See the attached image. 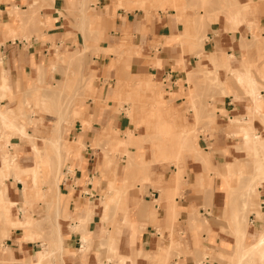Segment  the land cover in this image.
<instances>
[{
    "label": "crops",
    "instance_id": "1",
    "mask_svg": "<svg viewBox=\"0 0 264 264\" xmlns=\"http://www.w3.org/2000/svg\"><path fill=\"white\" fill-rule=\"evenodd\" d=\"M141 1L143 6L147 4L144 0ZM85 2L86 0H0V52L4 56L7 74L20 77L23 82L36 81L37 69L46 68L53 54L52 41L58 48L70 45L64 42V38L67 34L75 35L76 31L67 27L68 22L74 20L78 13H82ZM166 2L168 1L162 0L163 9L167 6ZM219 2L213 0V9L216 10ZM240 3L246 4V0H241ZM42 4L49 6H43L38 10ZM137 4L136 0H98L95 9L98 8L102 12V18L96 19L94 25L99 31L103 29V25L115 28V31L109 34L108 43L101 48L104 51L112 50L119 57L126 51L132 53L133 64L130 70L134 69V72L131 71L134 80L138 84H143L150 80V77L155 78L158 95L161 96V90L167 95L168 110L172 114H177L181 129L183 125L187 128L194 125L193 111L188 107L185 95L189 88L188 75L196 71L193 64L200 63L201 67L210 71H213L215 66H222L218 73L223 85H228V67L232 71L242 70V67H260L259 52L264 49L256 46L252 55L246 54L248 51L244 48L249 46L246 43L249 32L244 25L239 27V33L233 40L232 32L228 30L231 26L226 23L225 17L223 15L210 17L217 21L206 24L207 40L204 43L206 47L202 53L203 59L199 61L198 56H192L190 51L184 52L182 47L187 44L184 43L183 37L193 30L190 24V19L196 18L193 13L184 9L182 4L180 7L184 11L177 13L176 11L167 15L154 11L145 13L136 7ZM32 8H36L40 18L50 24L47 30H43L45 41L35 37L39 33L35 29L23 32L22 25L10 18L11 12L21 9L22 13H26ZM179 16L184 24L177 22ZM84 17L87 19L86 15ZM100 19L105 23H100L98 21ZM2 24H7L8 31ZM260 26L263 27L261 18ZM10 34H25L32 38L12 41ZM76 36L80 42L79 34ZM86 46L85 44L84 50L88 48ZM225 56L230 59L226 60ZM95 62L100 65L96 71L101 85L91 94L96 101H100V104L94 103L92 99L90 108L86 110L83 103L80 113L87 117L89 126L85 129L81 122L82 126L76 128L80 131L77 134L79 143H82L85 137L97 141L98 137H102L100 127L108 116L114 115L113 109L118 108L110 99L121 101L125 88L128 87L125 80H120L119 84L116 81L121 75V60L110 58L106 65L99 60ZM5 73L3 69L1 88L8 87ZM81 76L84 77L83 73ZM106 76L109 78L108 83ZM192 78L199 85L203 83L201 76ZM82 80H79L78 85ZM43 81L52 83V76L47 73ZM181 82L182 87L179 85ZM238 82L244 84L242 79H238ZM8 90L9 87L6 94ZM224 90L228 95L216 96L215 112L212 114L215 125L209 127L208 135L200 136L205 154H208L207 166L201 161L187 158L184 166H181V177L177 176L176 168L172 170L173 166L167 164H152L146 175L141 177L133 171L134 169L127 172L125 165L116 177H112L105 168L102 153L88 141L81 152L82 159H76L73 166L66 164L63 168L59 186L62 194L59 196L58 189H54L57 191L55 198L59 200L60 216L67 214L69 218L67 220L58 218V223L53 226L55 229L53 244L51 246L40 244L39 237L48 238L44 227L36 233L35 241L26 238L24 229L14 230L6 239L4 263L36 264L38 254L43 250L51 251L52 255L53 250L59 249L61 259L54 264H235L239 240L233 219L238 214L242 221L246 206H250L252 202L231 194L232 191L241 189L230 185L229 180L236 173L229 172L227 165L232 164L234 169L236 168V163L242 158L236 151L242 144H238L237 141L241 138L245 142L246 139L240 134H236L234 139L229 132L235 130L231 128L235 120H249L251 108L255 109L257 114L262 113L258 111V106L250 104L240 91L226 85ZM131 94L134 95L133 91L126 93V97ZM105 102H108L107 106ZM263 105L264 102L260 104V109ZM93 116L100 120L101 125L90 124V118ZM251 125H254V129H262V125L256 119L251 121ZM26 127L27 131L31 127L28 122ZM112 127L125 132L129 126L128 122L114 118ZM139 129L145 133L144 128ZM141 137L144 138L145 134ZM43 138L53 140L49 136ZM123 142L137 144V141L130 142L128 139ZM79 143L76 145L80 146ZM143 148L147 153L145 152L142 158L148 163L151 152L147 144L143 143ZM22 178L23 182L17 183L23 188L16 203H22L24 198L33 202L32 189L41 183V177L38 175L36 186L29 175ZM111 184H114V189L123 196L121 202L123 218L113 224L112 221L110 223L104 219L107 205L114 199L109 189ZM177 192L179 196L174 197ZM40 194L46 196L45 191L36 193ZM72 219L90 221L85 230L72 231L71 228L79 227L77 223L71 221ZM248 220L250 227L244 244L252 247L264 227L263 201L260 203V210L249 214ZM32 222L40 223L34 218ZM34 233L29 230V235L34 236ZM51 255L42 264H47Z\"/></svg>",
    "mask_w": 264,
    "mask_h": 264
},
{
    "label": "rangeland",
    "instance_id": "2",
    "mask_svg": "<svg viewBox=\"0 0 264 264\" xmlns=\"http://www.w3.org/2000/svg\"><path fill=\"white\" fill-rule=\"evenodd\" d=\"M136 1H138L136 7L145 13L154 11L167 15L168 13L171 14L173 11H176V13L181 12L182 10L184 11V9L193 13L196 16L194 20L190 19V24H192L193 30L183 37L184 43L187 44L182 45V47H184V52L190 51V53L192 52V56H198L200 59L199 61L203 59L202 53L204 47H206L204 44L207 40L205 34L207 31L206 24H212L217 21V19H210L212 16L216 17L223 15L225 17L226 23H229L231 26L228 30L232 32L233 40L236 39L241 25H244L245 28H247L249 35L247 36L246 43L249 46L244 48L248 51L246 53L247 55H252V51L256 46L264 49V0H246V4H241V0H219L220 2L218 3L216 10L215 8L213 9V0H167V6L164 9L161 7L162 0H144V2L147 3L144 6L141 4V0ZM97 2L98 0H86L83 4L82 13H78L74 17V20L72 19L70 23L68 22L67 27L75 30L76 34H79L80 42H78L76 34H67L64 38V42L66 41L70 43L69 46L58 48L56 47L55 42L52 41L54 48L53 54L48 60L46 68L39 67L37 69L36 81L27 82L25 80L23 82L20 77H15L14 75L13 77L12 75L9 76L7 74L8 72L7 67L5 66L4 56L0 52V63H2V65H0V82L2 80V70L5 69L7 85L10 88L6 97L1 98L0 92V108L22 109L24 116L18 119L19 123L26 127V123L28 122V125L31 126L28 129V133L31 137L21 138V133L17 126L5 127L0 122V167L3 164L4 156L10 158L12 154L19 158V165L21 168H32L35 165L36 160L35 152L33 151V142L35 141L40 149H47L48 155L44 156H49V163L42 164L43 167L41 170L43 173L39 174L41 177V183H39L34 190L32 189L34 201L31 206H24L25 210L31 215V219L34 218V220L40 222L34 225L35 227H28L30 231L35 232L34 236L29 235L27 227L24 228L26 238L35 241L37 239L36 233L41 231L42 227H44L46 235L48 234V238L39 237V239L41 240L40 244L46 246H49V244L51 246L53 244L55 231L53 226L55 219L58 221V218L63 220L69 218L67 214L62 217L60 216L59 200L55 198L57 191L54 190L57 187L53 185L51 179L47 180L49 173L53 170V173H51L52 178L58 176L60 186L63 168L66 164L73 166V161L76 159H82L81 152L85 148L86 142L90 141L92 146L102 153L105 160V168L112 177H116L117 173L122 171V168L125 165H127V172L134 169L133 171L142 177L150 170L152 164L172 165V170L176 168L178 170L177 176L181 177V166H184L185 159L187 158L201 161L205 166L208 165V154H205V147L200 140V136L208 135V131L210 130L209 127L215 125L214 115H212L215 112L214 104L217 95H228L226 90H224L225 85L231 89L240 91V93L246 96L247 100H249L250 104L252 103L254 107L260 101L261 103L264 102V50L259 52L260 67H242V70L233 71L228 67V85H223L220 82L218 69L222 66H215L214 70L210 71L208 68L201 67L200 63H196L193 64L196 71L193 72V74L188 75L187 84L189 88L185 94L188 101V107L193 111L194 125L188 126V128L186 125H183V128L181 129L177 114H172L170 110H168L169 103L166 102L167 95L162 90L161 96L158 95L159 93L155 88L157 85L155 78L150 77V80L143 84H138L136 80H134L131 72H134V69L130 70V67L133 64L131 58L132 53L126 51L121 57H119L112 50H102L101 47L108 43L109 34L110 32L115 31V28L114 26L105 25L104 27L103 25V29L99 31L98 27L94 25L96 19L99 17L102 18V12L98 8L95 9V4ZM180 4L184 6V9L180 7ZM43 6L49 5L42 4L38 7V10ZM67 11H70L69 8ZM240 13L241 16H239ZM10 14L11 19L16 20L22 25L23 32L35 29L39 32L35 37L41 41H45L43 30H47L50 24L40 18V13L39 11L36 12V8L29 9L26 13H22L21 9H19ZM85 15L88 20L84 17ZM237 15L238 19L234 20V17H237ZM180 17L181 16H179L177 22L179 24H184ZM260 18L262 19L263 27L260 26ZM100 20H98L100 23H105V21ZM250 26H252V29ZM2 27L8 31L7 24H2ZM10 35V40L12 41L15 39L30 40L32 38V36H26L25 34ZM71 44L73 48H71ZM85 44L88 48L84 50ZM81 48H83V50ZM79 52H82L83 54H80ZM110 58L121 60V75L117 77L116 81L117 84H119L120 80L123 79L128 84V87L125 88L124 96L121 97V101L114 98L110 99L118 108L115 107L116 109H113L114 115L108 116L107 120H104L105 123L103 126L100 127L102 128V137H98V141L85 137L83 142L79 143L77 134L80 131L78 129L76 130V128L81 125V122L85 129L89 126L87 117L80 113L82 112L83 103L86 110L87 108H90V103L92 101L96 104H100V101H96L91 94V92L96 91V87L101 85L96 71L100 65L95 61L99 60V62L106 65V62L109 61ZM225 58L226 60L230 59L227 56H225ZM246 70L251 71L252 80L255 81L257 88L256 95L259 99H255L253 93L249 90L248 83L245 81L246 78L243 75V71ZM47 73L52 76L53 82L50 84L45 81L42 82V79L46 77ZM82 73L84 77L81 76ZM197 75L201 76L203 79L201 85L193 81L192 77ZM80 79L83 80L81 84L78 85ZM107 79L109 78L106 76V82L108 83L109 80ZM238 79H242L244 84H239ZM257 82H259V84ZM179 85L182 87L183 83L181 82ZM198 85L200 86V91H198ZM159 86L162 87V85ZM132 91L134 95L131 94V96H128L127 98L126 93ZM171 97L174 96L171 95ZM210 100H212V102H208ZM105 105L107 106L108 102H105ZM257 109L262 114L255 113V109L253 110L251 108L249 120H235L233 122L231 128L238 130H231L229 132L232 138L236 137V134H240L242 138L254 141L255 136L260 137L262 135L263 138L261 137V139L264 140V105L262 109H260V107H257ZM114 118L128 122L129 127L125 132L118 131L116 128L112 127ZM90 119L91 125H101V122L100 120H97V117L93 116ZM253 119L260 122L262 125L261 130L254 129V125H251ZM242 126L248 127V132L239 131ZM139 127L144 128L145 133H142ZM183 131L186 132L181 134ZM143 134H145L144 138L141 137ZM129 135L135 136L134 141H137V144L123 142L128 139L127 137ZM47 136L53 138V140H57L62 136V140H64L62 143L64 145L66 144L74 152L60 155L56 151L57 149L52 142L40 139ZM169 138L170 140L168 141ZM76 143L81 145L77 146ZM143 143L149 146L148 150L151 152V157H149L150 161L148 163H142V155H145V152L147 153L143 148ZM237 143L242 144V146L236 148L237 153H240L242 158L240 162L236 163L235 169L232 164H228L227 169L233 174L236 173L232 176L233 179L231 178L229 180L230 185L236 186V188L241 189V191H232L231 194L235 195L234 197L238 195L237 197L241 199L251 201L252 204L246 206L245 216L242 221H240L239 217L233 220L235 233L239 240L238 255H236L237 257H235L234 260L235 264H263L264 262L262 261L261 263L260 256L264 255V249H251V247H248L242 241H245L248 237L247 230L250 227L248 215L259 211L260 203H262V201L264 202V150L259 149L258 154H256L254 151L252 152V150H249L248 148L246 149V145L241 138ZM256 145L259 147L260 144L257 143ZM135 152L138 153L134 155ZM46 158L43 159L46 160ZM15 174L19 179H23V175H29L30 180L33 178L31 173L22 174L20 169L15 170ZM44 179L47 180L46 183L43 182ZM17 183L16 179L12 176L0 177V189L3 192L0 197V264H5L3 253L6 250V239L10 237V232L9 234L8 232L5 234L8 236H4L3 234V230L7 227L4 217L10 215V210L6 209L4 202L11 201L16 203L19 201V192L23 187L22 185L18 186ZM29 185H31V183ZM6 186L8 187L9 197L6 192L2 190L6 189ZM109 187L110 191L113 193L112 197H114V199L108 203L104 219L110 223L112 221L113 224V222L116 223V221L119 219L122 220L123 218V211L121 208L123 196L117 193L114 189V184H111ZM48 188L50 189V194H46V196L49 198H46V196H43L42 194L36 195L38 192L44 193ZM60 194H62L61 191L59 192V196ZM178 196L179 194L177 192L174 197ZM12 212L15 218L23 219V215L19 212L18 207H14ZM56 214L58 216H56ZM71 221L79 225V227H70L72 231H76L77 229L83 231L86 229L90 220L88 219L81 222L78 219H72ZM244 231L247 233L246 235ZM242 234L245 236L242 237ZM242 238H245V240L241 241ZM255 243H253V245ZM39 249H41V247ZM252 250L256 252H253ZM246 254L247 258H244V256L246 257ZM238 256L243 257L239 259ZM60 259L61 251L59 249H56L55 251L53 250L51 257L47 260V264H54V262L59 261Z\"/></svg>",
    "mask_w": 264,
    "mask_h": 264
},
{
    "label": "bare ground",
    "instance_id": "3",
    "mask_svg": "<svg viewBox=\"0 0 264 264\" xmlns=\"http://www.w3.org/2000/svg\"><path fill=\"white\" fill-rule=\"evenodd\" d=\"M234 5V4H233ZM238 6V5H237ZM234 7V6H233ZM228 12V11H226ZM232 14V13H231ZM239 16H241V13L239 14ZM86 18V17H85ZM238 19V15L237 17H234V20ZM87 20V19H86ZM252 26H250L251 28ZM252 29V28H251ZM243 75L245 76V81L248 83V86H249V90L253 93L255 99H259V97L256 95V85H255V81H253L252 79V74H251V71L250 70H246V71H243ZM93 84V82H92ZM7 86L1 88L0 87V92H1V98L3 97H6V91H7ZM260 104H261V101L259 103H257L258 107H260ZM18 105V104H17ZM23 111L22 109L20 108H17V109H14V108H11V109H1L0 108V122L5 126V127H12V126H17L20 130V135H21V138H30V134L28 133L27 131V128L19 123L18 119L23 115ZM250 129H251V125H250ZM248 127H245V126H242L240 127L239 131H242V132H248ZM183 134V133H181ZM187 134V133H186ZM191 134V133H190ZM169 136V135H168ZM128 140L130 142H132L134 140V136L133 135H129L128 137ZM173 138V137H172ZM187 138V137H186ZM42 139V138H40ZM63 137L61 136V138L57 139V140H45L43 138L44 141H49V142H52L54 147L57 149L56 151L61 155V154H65V153H71V152H74L71 150L70 147H68L66 144L64 145L62 143V140ZM170 140V138L168 139V141ZM67 143V141H66ZM245 145H246V149L248 148L249 150H252V152L254 151L256 154H258L259 152V149H263L264 150V140L261 139V137L259 136H255L254 137V141L253 140H250V139H246V141L244 142ZM257 143H259V147H257ZM183 146V145H182ZM183 148V147H182ZM33 151L35 152V156H36V160H35V165L32 167V168H28V169H25V168H21L20 165H19V158L17 156H14L11 154V157L8 158L7 156H4L3 158V164L2 166L0 167V177L2 176H12L16 179L17 182L19 183H22L23 180L22 179H19L16 177V174H15V170L17 169H20V171L22 172V174H26V173H31L33 176L32 180H33V185L36 186L37 185V179H38V175L40 173H43L41 168L43 167L42 164H47L49 163V156H44V155H48V152H47V149H40L38 144L34 141L33 142ZM175 153V152H174ZM68 156V155H67ZM48 159H47V158ZM43 158H46V160H44ZM142 162L144 163L145 162V158H142ZM43 161V162H42ZM263 161V160H262ZM53 173V170L52 172ZM49 173V177L47 180L51 179L52 183L54 186L57 187L58 189V194L60 192V188H59V179H58V176L52 178V174ZM24 176V175H23ZM54 176V174H53ZM46 179L43 180V182H47ZM251 186V185H250ZM7 187V186H6ZM250 188V187H249ZM6 192L7 196H8V187L6 189H2ZM3 192L1 191L0 189V197L2 196ZM45 194L49 195L50 194V189L48 188L46 191H45ZM25 191L23 190V198L25 197ZM46 198H49L48 196H46ZM119 198V197H118ZM24 201L20 204L18 203H14V202H4L5 203V207L6 209H9L10 210V215L9 216H5L4 217V221L5 223L7 224V227L3 230V234L4 236H8V235H5L9 234L10 232V235L11 233L14 231V230H17V229H24L25 227H35L34 225H36V223L32 222V219H31V215L28 213L27 210H25V205L27 206H31L32 205V202L31 200L27 199V198H24L23 199ZM3 202V201H2ZM14 207H18L19 208V211L22 213L23 215V219H18V218H15V216L13 215V208ZM21 207V208H20ZM11 208V209H10ZM58 214V212H57ZM56 214V216H58ZM0 216H1V212H0ZM239 215H235L234 219L235 220L236 218H238ZM51 218V217H50ZM57 218V217H55ZM51 221V220H49ZM53 221V219H52ZM58 223V221H56L55 219V222H54V225H56L55 223ZM59 227V224L57 225ZM29 229V228H28ZM243 233V232H242ZM245 235L247 234L245 231H244ZM242 234V237L245 236ZM242 240H245V238H242ZM244 242V241H242ZM242 246V245H240ZM244 249V248H243ZM251 249H254V250H258V249H264V230L262 232L259 233V236L257 238V241L256 243L251 247ZM252 250L253 252H256ZM48 251V250H47ZM250 251V250H249ZM251 251V252H252ZM247 252V251H246ZM250 253V252H249ZM51 255V251H42L41 253L38 254V258H37V263L36 264H42L43 261L49 256ZM240 255V254H239ZM243 255V253H242ZM239 259H241L243 256H238ZM244 258H247V254H246V257L244 256ZM251 259H252V256H251ZM260 259H261V263L262 261L264 262V255L260 256ZM241 264V263H240ZM264 264V263H263Z\"/></svg>",
    "mask_w": 264,
    "mask_h": 264
}]
</instances>
